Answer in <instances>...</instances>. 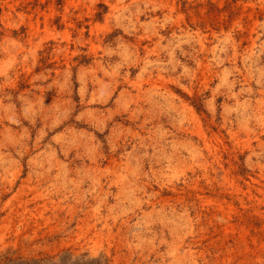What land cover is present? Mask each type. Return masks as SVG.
<instances>
[{"label":"rangeland","instance_id":"rangeland-1","mask_svg":"<svg viewBox=\"0 0 264 264\" xmlns=\"http://www.w3.org/2000/svg\"><path fill=\"white\" fill-rule=\"evenodd\" d=\"M0 264H264V0H0Z\"/></svg>","mask_w":264,"mask_h":264}]
</instances>
